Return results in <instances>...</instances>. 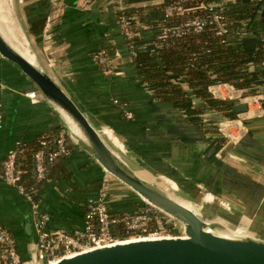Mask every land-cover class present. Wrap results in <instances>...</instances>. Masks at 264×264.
Listing matches in <instances>:
<instances>
[{"label":"crops","instance_id":"1","mask_svg":"<svg viewBox=\"0 0 264 264\" xmlns=\"http://www.w3.org/2000/svg\"><path fill=\"white\" fill-rule=\"evenodd\" d=\"M124 4L135 6L144 0H125ZM11 6L14 17L7 7L11 21L24 35L35 63L63 84L92 120L112 130L126 147L125 158L135 171L173 180L188 199L199 197L206 205L228 204L221 207L224 213L218 218L231 226L242 225L244 233L264 240V81L255 85L258 94L243 95L246 111L236 118L223 115L218 131L215 121L204 120L201 127L171 103L154 97L130 54L119 22L120 5L114 0H88L86 4L82 0H12ZM260 11V19L252 23L255 36L264 33V0ZM156 37V29H140L143 41L152 43ZM98 47L106 49L115 70L104 71L93 59ZM0 82V158L17 143L64 126L37 86L1 55ZM216 86L211 84L209 89ZM30 89L38 91L37 101L26 94ZM246 96L253 98L251 102L260 101L263 109L250 106ZM125 111L132 116L127 117ZM69 138L73 146L61 162L63 171L44 180L37 191V210L50 215L46 228L80 227L85 201L97 194L104 176L113 212L132 211L143 204L144 199L107 173L82 142ZM230 153L248 159L257 169L227 159ZM35 214L18 187L0 178V223L11 231L25 260L34 255ZM27 215L32 219L29 232L24 227Z\"/></svg>","mask_w":264,"mask_h":264},{"label":"trees","instance_id":"2","mask_svg":"<svg viewBox=\"0 0 264 264\" xmlns=\"http://www.w3.org/2000/svg\"><path fill=\"white\" fill-rule=\"evenodd\" d=\"M174 1L144 0V4L129 7L124 4L118 8L119 14H129L135 21L145 24V28L156 29L154 42H160L156 50L144 47L146 42L140 36L135 37L132 58L142 79L151 85L156 99L171 103L198 126H203V114L209 110L220 111L227 118H236L237 112L231 108L235 99L217 97L209 86L227 82L236 88H243L241 95H248L256 93L255 85L264 81V40L253 34L256 28L252 27L253 21L258 17L260 19L263 0L227 1L223 9L229 27L227 33H216L214 24L209 23L200 31H189L179 36L167 33L164 38H159L162 27L178 25L188 16L204 14L203 10L197 9L184 15L173 13L165 16V7ZM242 19L248 21L246 34L240 33ZM193 97H200L201 100L193 101ZM43 136L52 138L54 133L41 134L19 144L16 153L19 181L36 201L43 181L56 171H63L61 162L68 155H60L50 161L45 178L38 179L33 153L40 146L39 139ZM67 145L71 150L73 143L69 137ZM216 211L219 215L224 213L221 207H217ZM113 232L120 238L127 235L120 222L114 225Z\"/></svg>","mask_w":264,"mask_h":264},{"label":"water","instance_id":"3","mask_svg":"<svg viewBox=\"0 0 264 264\" xmlns=\"http://www.w3.org/2000/svg\"><path fill=\"white\" fill-rule=\"evenodd\" d=\"M0 55L15 63L37 86L60 115L68 135L82 142L107 173L183 224L182 235L121 240L64 256L49 264H264L263 239L238 232L237 228L230 230L222 222L213 224L208 220L220 217L217 206L201 203L199 211L191 209L158 185L155 181L157 176L149 181L135 171L120 151L114 148L112 141L103 135L104 125L92 120L64 85L18 49L1 27ZM192 99L201 100L200 97ZM247 107L245 101L231 106L237 113L246 111ZM63 111L77 124L81 135L72 131ZM222 117L223 114L215 110L203 115L204 120L210 121H220ZM123 148L126 152V147ZM227 159L257 169L251 161L235 154H228ZM173 189L178 190L177 185ZM31 220L30 215L25 217L27 232L31 230Z\"/></svg>","mask_w":264,"mask_h":264},{"label":"built area","instance_id":"4","mask_svg":"<svg viewBox=\"0 0 264 264\" xmlns=\"http://www.w3.org/2000/svg\"><path fill=\"white\" fill-rule=\"evenodd\" d=\"M84 4L88 0H82ZM117 5H122L125 0H114ZM227 1H203V0H175L165 7V16L173 13L181 15L188 11L203 10L204 14H195L188 16L183 21L174 26H164L159 38H164L167 33L172 35H182L189 31H200L206 24L213 23L216 33L224 34L229 31L227 16L223 9ZM119 22L126 39L130 54L135 53V37L140 36V29L146 25L135 21V18L129 14H119ZM247 19L240 21V33L247 32ZM259 37L264 40V33ZM160 42H146L144 47H150L156 50ZM93 59L97 64L107 72L113 71L114 62L109 57L105 48L98 47L93 51ZM225 92L218 95L212 89V93L220 98L236 99L229 93V90L238 91L240 88L234 87L227 82L214 83ZM3 83L0 82V87ZM242 93L239 91V94ZM26 94L32 101L38 100V91L30 89ZM248 97V96H246ZM241 99V98H240ZM247 102V101H246ZM257 109H263L262 103L257 100ZM127 117H131L130 111H125ZM239 114V113H237ZM1 107H0V126H1ZM67 130L61 126L52 138L40 137V146L34 151V170L38 179L45 178L47 166L50 161L57 156L69 154L70 149L67 145ZM11 149L4 157L0 158V178L6 183L15 185L25 195L30 202L31 208L35 211L33 227L36 233L34 242V255L25 260L17 250L15 239L11 231L0 223V264H49L64 256H70L87 249L109 245L121 240L135 238H157L173 235H182L184 233L183 224L159 208L153 206L144 200L143 204L132 211H124L114 214L107 203L108 196V177L104 176L98 186L97 194L86 199L84 204L83 223L80 227L71 230L65 228H46V223L50 215L46 211L37 210L38 200L32 198L31 192L27 191L20 183V173L16 166L17 147ZM228 207V204L222 203ZM122 223L126 237L120 238L113 232V227L117 223ZM237 227L234 228L235 231ZM179 232V234H176ZM239 232V231H238ZM243 232V231H242ZM241 232V233H242Z\"/></svg>","mask_w":264,"mask_h":264},{"label":"bare ground","instance_id":"5","mask_svg":"<svg viewBox=\"0 0 264 264\" xmlns=\"http://www.w3.org/2000/svg\"><path fill=\"white\" fill-rule=\"evenodd\" d=\"M0 27L1 29L3 30V32L5 33V35L9 38V40L14 43L17 47H19V49L26 55L28 56L29 58H31L32 60L34 59V57L32 56L30 50H29V47L27 46V43L25 41V38L23 37L24 35H20V33L16 30V28L14 27L12 21H11V17H10V12L8 11V8L5 4V1L4 0H0ZM18 27V26H17ZM23 34V33H22ZM215 93H217L218 95L220 94H223L225 92V90L221 89L218 85L216 86L215 88ZM229 93L230 94H234V93H238V91H233V90H229ZM246 99L251 102L253 100V98L250 100V97H246ZM256 108V107H255ZM63 115L65 116L69 126L71 127L72 131L81 135V131L79 129V127L77 126V124L67 115V113H65L63 111ZM227 130V128H225ZM102 133L103 135H105L106 138L110 139L113 143V146L114 148L117 150V151H120V152H123L125 153V150H124V146L122 144V142L120 141V139L112 132V130L107 127V126H104L102 128ZM113 138H117V140L119 141V143L121 145H118ZM142 176L149 180V181H153V176L149 175V174H146V173H142ZM163 181L164 182H167L169 184L170 187L172 188H176V183L167 178V177H163ZM162 182H158L157 181V184L160 185L162 188H164L165 190L168 191L169 187L166 186L164 183ZM175 199H177L179 202H181L182 204L190 207L191 209H194V207L192 206L191 202L188 201L187 199H184L182 197H178V196H174V194L170 191L169 192ZM176 195V194H175ZM206 198H210V195L208 194L206 196ZM237 227V225H236ZM235 228V227H234ZM243 229V226L242 225H239L237 227V230L236 231H242ZM232 234V233H231ZM249 234V233H248Z\"/></svg>","mask_w":264,"mask_h":264},{"label":"rangeland","instance_id":"6","mask_svg":"<svg viewBox=\"0 0 264 264\" xmlns=\"http://www.w3.org/2000/svg\"><path fill=\"white\" fill-rule=\"evenodd\" d=\"M5 2H6V4H7V7L10 9V11H11V14H12V16L14 17V13H13V11L11 10V4H12V0H4ZM257 28H258V26H257ZM257 30H259V29H257ZM256 94H258V93H256ZM253 95V94H252ZM245 96V95H244ZM244 96L243 95H241L240 94V98L239 97H237L236 99H235V103H236V101H239V100H242V101H245V99H244ZM246 102V101H245ZM247 103V102H246ZM256 104H257V102L255 101H253V102H249V105L250 106H255L256 107ZM243 114V113H242ZM245 114H251V112H247V113H245ZM214 126H215V131H218V129H217V127H218V121H215V124H214ZM64 127H65V129H67L66 128V126L64 125ZM122 155H123V157H125L126 156V154L125 153H123V152H120ZM126 159V158H125ZM128 161V160H127ZM155 181H158V182H162L163 181V179H161V178H159V177H157L156 179H155ZM163 183L166 185V186H168L169 187V189H168V192H174L173 194H174V196H178V197H182V198H184V199H187L188 201H190L191 202V204H192V206L194 207V209L195 210H200L199 209V206L201 207L202 205H200L201 204V202H202V200L198 197V199L197 200H193V199H188L187 197H184V195H182L180 192H179V190H176V189H173L172 187H170L169 186V184L167 183V182H164L163 181ZM201 195L200 196H202V193H200ZM219 205V206H218ZM215 206H217V207H224L223 205H221V204H215ZM208 221H210V222H212L213 224H215V225H217L216 223H220V222H222V223H224V226H226V227H228L229 229L231 228L232 230L234 229V227L237 225V224H235V226L233 225V226H231V224H229L228 222H226V221H222L221 219H219V218H215L214 220L213 219H210V220H208ZM239 226V225H238ZM237 226V227H238ZM222 227V226H221ZM224 228V227H223ZM230 229V230H231ZM176 234H179V232H177Z\"/></svg>","mask_w":264,"mask_h":264}]
</instances>
